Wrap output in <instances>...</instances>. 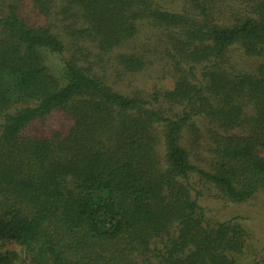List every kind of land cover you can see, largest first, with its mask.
<instances>
[{
	"label": "trees",
	"instance_id": "trees-1",
	"mask_svg": "<svg viewBox=\"0 0 264 264\" xmlns=\"http://www.w3.org/2000/svg\"><path fill=\"white\" fill-rule=\"evenodd\" d=\"M250 1L221 25L212 0H183L182 13L152 0H0V240L20 251L0 264H238L246 231L208 224L197 187L234 204L264 189V0ZM141 21L170 44L172 87L152 101L116 91L104 70ZM235 45L263 59L253 73L230 65ZM115 66L142 67L135 55ZM164 104L182 110L165 117ZM53 112L70 118L65 136L24 133Z\"/></svg>",
	"mask_w": 264,
	"mask_h": 264
},
{
	"label": "rangeland",
	"instance_id": "rangeland-1",
	"mask_svg": "<svg viewBox=\"0 0 264 264\" xmlns=\"http://www.w3.org/2000/svg\"><path fill=\"white\" fill-rule=\"evenodd\" d=\"M156 6L164 11L172 13H182L185 5L183 0H152ZM209 1V0H207ZM214 4L221 3L222 14L216 15L218 23L221 25L233 22L236 13L238 16L250 15L249 7L252 6L250 0H212ZM187 3V7L191 2ZM218 13V12H215ZM167 31L164 27L153 24L150 21H141L137 24L135 35L117 49L112 57L105 56V73L111 74L107 82L118 92L129 96H142L144 99L152 101V97L160 91L171 89L172 73L170 69V54L167 53L168 44ZM118 55H135L140 61L141 70L136 73H124L115 68V57ZM228 57L230 65L238 71L253 73L263 62L261 58L245 56L237 45L229 49ZM112 60V62H111ZM48 65L59 70L60 61L57 57L48 58ZM112 66V68H110ZM113 69V70H112ZM119 71V72H118ZM117 72V73H116ZM57 73V72H56ZM163 115L165 117L179 114L181 106H170L164 104ZM155 106V104H154ZM70 118L60 112H53L46 118L36 120L25 130L26 135L36 138H44L51 133L58 132L65 136L71 129ZM158 138L156 152L159 159L164 153L161 129L158 128ZM106 136V135H104ZM107 146L111 144L108 142ZM264 157V150L261 152ZM201 191L199 204L203 209L205 221L214 225L216 223L234 220L246 231L248 246L243 255L238 257V264H264V189H260L250 200L234 204L218 198L212 188L199 186ZM19 253V248L11 241L0 240V254ZM17 264H32L29 260L18 261Z\"/></svg>",
	"mask_w": 264,
	"mask_h": 264
}]
</instances>
